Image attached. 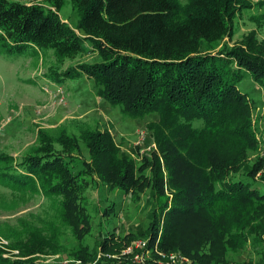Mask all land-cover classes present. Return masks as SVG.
<instances>
[{"label":"trees","instance_id":"trees-1","mask_svg":"<svg viewBox=\"0 0 264 264\" xmlns=\"http://www.w3.org/2000/svg\"><path fill=\"white\" fill-rule=\"evenodd\" d=\"M48 1L0 0V45L10 52L50 48L61 63L83 54L86 41L100 60L67 67L61 75L83 73L96 95L118 105L123 115L137 119L155 113L157 119L145 124L135 146L143 149L138 164L108 129L85 128L79 136L86 157L73 135L60 129L49 137L39 130L30 153L17 164L0 165L2 186L21 194L38 192L50 202L45 216L28 212L10 224L0 220L5 241L0 264H39V257L61 252L65 231L82 247L73 255L81 264H137L129 258L132 252L121 253L137 237L147 238L145 247L204 264L216 260L215 243L220 264H264V171L255 176L264 158L243 163L256 141L248 98L235 85L241 69L264 84V39L249 29L234 45L222 42L213 50L222 38H231L233 18L250 8L249 2L70 0L79 13L73 29L57 13L62 0ZM48 73L57 76L52 68ZM154 149L162 155H153ZM0 158L11 162L6 155ZM237 172L245 179L234 178ZM180 173L183 181L175 179ZM96 182L131 195L147 188L150 196L144 201L151 204L145 230L138 225L125 231L118 236L120 244L111 242L113 232L106 233L93 253L80 241L89 232L84 190ZM197 216L204 221L203 235L195 236L193 248L176 240V232ZM240 252L243 261L225 259Z\"/></svg>","mask_w":264,"mask_h":264},{"label":"rangeland","instance_id":"rangeland-1","mask_svg":"<svg viewBox=\"0 0 264 264\" xmlns=\"http://www.w3.org/2000/svg\"><path fill=\"white\" fill-rule=\"evenodd\" d=\"M29 1L43 5L49 3L48 0ZM247 1L251 7L243 9L233 18L231 38H222L213 50L220 47L222 42L234 45V42L249 29H254L258 39H264V0ZM57 13L71 28L76 27L79 13L70 0H62ZM82 45L86 48L83 54L73 59H64L61 63L55 58L50 48L28 46L20 52H10L0 45V155H6L11 160L9 162L8 158H3V160L0 158V165L17 164L24 155L30 153L37 144L36 136L39 130L49 137L56 136L60 129L73 135L77 140L80 155L86 157L84 143L79 136L80 131L85 128L108 129L120 150L131 157L135 164L143 160L141 155L143 149L136 150L135 146L146 133L145 124L155 121L157 115L150 113L137 119L127 117L121 113L118 105H109L96 95V86L85 74L78 73L73 77H63L61 73L67 67L78 63L90 64L100 60L98 54L91 50L88 42L84 41ZM48 68H52L57 76L50 75ZM235 85L249 101L250 128L256 144L247 153L243 163L250 165L254 160L264 158V84L255 82L248 71L241 69ZM154 151L153 155L159 157L162 155L156 149ZM147 168L149 170L148 166L144 169L145 175H148ZM263 171L264 163L255 176ZM240 172L235 173L233 177L245 179ZM183 178L184 174L180 173L175 179L183 181ZM262 189L264 190V187ZM166 191L170 193L169 189ZM84 196L83 202L89 219V232L80 243L90 249L100 239H103L106 233L113 232L111 242L117 241L120 244L123 240H119L118 236L125 231H136L135 227L138 225L141 231L147 227V214H149V204H151V200L149 203L144 201L145 196H150L147 188L138 191V195L134 193L131 195L119 189H109L96 182L84 190ZM47 205H50L49 200L38 192L36 194L12 192L0 182L1 221L10 224L14 222L15 217L25 216L28 212L45 216L44 211L49 210ZM105 210L107 214H103ZM200 217L188 218L182 222L176 232V240L182 243L191 242V247L194 248L196 237L203 235L204 221H201ZM262 236H264V231H262ZM146 242V237L131 239L121 253L132 252L129 258L137 264H204L194 257L189 259L178 252H163L155 245L150 248L145 247ZM215 244L212 247V254L216 260H212L210 264H220L222 260L216 255L220 248L219 244L217 249ZM60 245L61 252L39 257L36 263L81 264L73 255L82 247L76 244L69 231H65L61 236ZM91 252L96 253L95 248ZM99 254L102 255L100 251H97L96 256ZM176 254L185 259L170 258L171 255ZM107 255L116 257L119 254ZM245 258L242 252L229 253L225 256V259L233 262L243 261ZM201 260L204 258L202 257ZM229 263L230 261L223 262V264Z\"/></svg>","mask_w":264,"mask_h":264},{"label":"built area","instance_id":"built-area-1","mask_svg":"<svg viewBox=\"0 0 264 264\" xmlns=\"http://www.w3.org/2000/svg\"><path fill=\"white\" fill-rule=\"evenodd\" d=\"M0 243H5V241L2 240V239H0ZM12 252H14V250H13ZM2 255H6V254H2ZM170 258H171V259H174V258L185 259L184 257H182L181 255H178V254H176V255H171Z\"/></svg>","mask_w":264,"mask_h":264}]
</instances>
